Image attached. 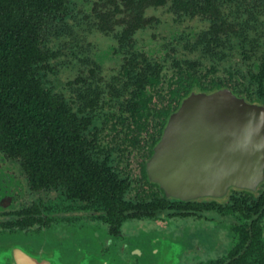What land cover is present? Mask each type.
<instances>
[{"label": "flooded vegetation", "instance_id": "1", "mask_svg": "<svg viewBox=\"0 0 264 264\" xmlns=\"http://www.w3.org/2000/svg\"><path fill=\"white\" fill-rule=\"evenodd\" d=\"M70 3L68 25L77 15L79 35L65 36L46 73V87L67 105L64 131L50 117L49 131L20 133L37 136V150L53 164L63 159L64 178L53 165L42 178L43 166L0 133V234L74 233L109 264H264V178L255 189L183 199L151 175L161 145L165 162L215 168L217 157L226 160L220 118L182 117L172 132L191 96L228 90L264 108V50L258 37L248 44L243 25L254 14L259 21V9L235 2L204 12L191 0Z\"/></svg>", "mask_w": 264, "mask_h": 264}, {"label": "trees", "instance_id": "2", "mask_svg": "<svg viewBox=\"0 0 264 264\" xmlns=\"http://www.w3.org/2000/svg\"><path fill=\"white\" fill-rule=\"evenodd\" d=\"M191 2L200 3L204 12H211L216 4L235 2L240 4L239 9L255 12L259 9V21L254 14L243 25L246 24L248 44L255 43L258 37L259 49L264 50V18H261L264 0ZM70 7V0H0V133L5 134L11 149L24 148L22 154L27 162L33 158L43 166L39 168L42 178L50 177L52 165L55 176L64 178L63 159L54 164L49 161L48 153L37 150L36 138L39 132L50 130V117L60 122L61 132L64 131V115L69 117L64 97L46 87V73L51 71L49 66L57 56L54 51H60L57 49L65 36H72L75 41L79 35L81 24L77 15L74 14L73 29L68 25V19L73 17ZM94 14V19L100 17L99 12ZM20 133L37 136L23 137ZM24 139L27 145L17 143Z\"/></svg>", "mask_w": 264, "mask_h": 264}, {"label": "water", "instance_id": "3", "mask_svg": "<svg viewBox=\"0 0 264 264\" xmlns=\"http://www.w3.org/2000/svg\"><path fill=\"white\" fill-rule=\"evenodd\" d=\"M189 116L221 119L214 124L221 140L228 142L227 153H222L226 160L217 157L215 168L193 160L165 162V145H161L152 164V179L162 183L167 193L183 199L220 197L231 187L255 189L264 178V108L228 90L193 95L175 115L172 132H178L181 118ZM175 150L176 146L170 153ZM110 259L88 238L74 233L70 238H58L52 232L0 234V264H109Z\"/></svg>", "mask_w": 264, "mask_h": 264}, {"label": "rangeland", "instance_id": "4", "mask_svg": "<svg viewBox=\"0 0 264 264\" xmlns=\"http://www.w3.org/2000/svg\"><path fill=\"white\" fill-rule=\"evenodd\" d=\"M60 82H62L61 84L64 83L63 78H60ZM45 233H47V232H45ZM25 234H27V233H25ZM58 238H60V237H58Z\"/></svg>", "mask_w": 264, "mask_h": 264}]
</instances>
